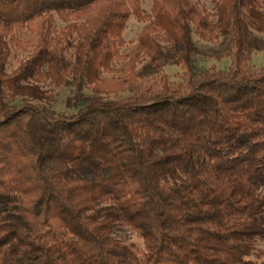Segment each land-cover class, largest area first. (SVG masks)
Segmentation results:
<instances>
[{
	"label": "trees",
	"instance_id": "16d2710c",
	"mask_svg": "<svg viewBox=\"0 0 264 264\" xmlns=\"http://www.w3.org/2000/svg\"><path fill=\"white\" fill-rule=\"evenodd\" d=\"M141 1L0 0V264H264V0ZM45 83L92 96L60 113Z\"/></svg>",
	"mask_w": 264,
	"mask_h": 264
},
{
	"label": "rangeland",
	"instance_id": "374dc122",
	"mask_svg": "<svg viewBox=\"0 0 264 264\" xmlns=\"http://www.w3.org/2000/svg\"><path fill=\"white\" fill-rule=\"evenodd\" d=\"M205 4L208 7H211L212 0H204ZM141 7L144 11H148L150 7V2L147 0L141 1ZM56 35H58L65 24L60 22L56 17L54 18ZM144 23L137 22L134 17L130 16L126 26L122 32L123 39L131 44H135L136 40L141 33ZM194 40L197 43L200 53L197 55V65L199 67H210L214 65L218 70H224L228 68L230 64V60L228 58H223L221 61H216L214 55L218 53L221 49V45L219 42L215 43H206L199 41L196 37ZM18 44L11 45L10 55L7 61L6 70L7 72H11L15 70L23 61H25L32 51L33 47L30 46L33 40V35L29 34V32H23L17 35ZM130 46L125 48H121L118 52L117 59L113 65L114 69L120 67L123 64L124 58L126 54L129 52ZM250 65L254 68H261L264 65V52H255L252 53L250 59ZM179 68L175 66H167L165 68V73L169 76L171 81H176V75L179 73ZM113 74H105L103 77L111 78ZM43 89L47 91L49 101L47 105L60 113L72 114L77 109L78 103L83 98H89L92 96V93L89 89L84 88L82 94L78 97H75V91L71 88H59L55 89L48 83L42 85ZM129 93H119L116 95H110L109 99H118L126 97ZM114 236L123 239L127 243L133 244L138 250H142L143 243L142 239L139 238L134 232L129 230L127 227L117 226L114 231ZM257 247L261 250H264V239L257 243Z\"/></svg>",
	"mask_w": 264,
	"mask_h": 264
}]
</instances>
